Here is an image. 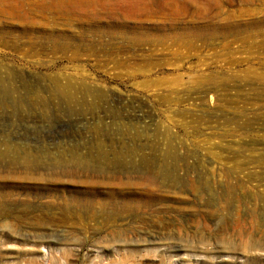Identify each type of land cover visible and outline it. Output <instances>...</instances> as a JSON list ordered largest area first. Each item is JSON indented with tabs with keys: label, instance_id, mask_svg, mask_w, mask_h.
I'll use <instances>...</instances> for the list:
<instances>
[{
	"label": "rangeland",
	"instance_id": "374dc122",
	"mask_svg": "<svg viewBox=\"0 0 264 264\" xmlns=\"http://www.w3.org/2000/svg\"><path fill=\"white\" fill-rule=\"evenodd\" d=\"M52 258L264 264V0H0V264Z\"/></svg>",
	"mask_w": 264,
	"mask_h": 264
},
{
	"label": "bare ground",
	"instance_id": "6f19581e",
	"mask_svg": "<svg viewBox=\"0 0 264 264\" xmlns=\"http://www.w3.org/2000/svg\"><path fill=\"white\" fill-rule=\"evenodd\" d=\"M80 164H82V162ZM97 187L98 186H88V187L84 186L82 188H75V187L68 188L66 186H58V185L36 187L33 190L35 196L42 198L45 197L48 198V200L50 201L56 200V198H67L68 200L67 202L70 203L72 206L67 209H62L61 214L58 217L45 219L41 216L39 218H35L31 220L30 223L38 226H42V225L48 226V228L51 229H54V227H59V226H68L69 227L68 232L71 233V235H74L76 233H84L86 227H89V224L93 222L94 223L99 222L104 224H115L118 220V215H116V213H114V210L111 209L113 208L111 207V205L107 204V205L98 206L95 205V201H90L89 199H87V197H90V195H95V194L104 195L105 192L103 191H108L112 193L115 192V190L111 191L114 188H111V190L108 188L107 190L103 187H99L100 188L99 191L95 189ZM122 210L123 211L126 210L127 213H130V212H135L137 208L133 204L126 203L123 204ZM30 223L29 225L31 226ZM50 260H51L50 264H56L55 259L52 258Z\"/></svg>",
	"mask_w": 264,
	"mask_h": 264
}]
</instances>
